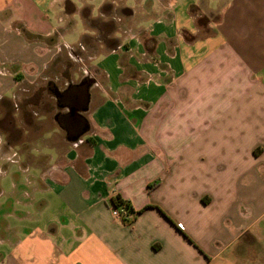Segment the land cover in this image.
Listing matches in <instances>:
<instances>
[{"label":"crops","instance_id":"obj_1","mask_svg":"<svg viewBox=\"0 0 264 264\" xmlns=\"http://www.w3.org/2000/svg\"><path fill=\"white\" fill-rule=\"evenodd\" d=\"M131 2L0 0V264H264V0Z\"/></svg>","mask_w":264,"mask_h":264},{"label":"rangeland","instance_id":"obj_2","mask_svg":"<svg viewBox=\"0 0 264 264\" xmlns=\"http://www.w3.org/2000/svg\"><path fill=\"white\" fill-rule=\"evenodd\" d=\"M126 5H133V3L131 2V0H126ZM80 54V53H79ZM84 58H85V55L83 54L82 55ZM87 70V69H86ZM86 70H84V71H86ZM88 71H90L91 72V70L90 69H88ZM85 73V72H84ZM5 106V109H10V107L9 106H7V105H4ZM5 111H7V110H4L3 108H0V130H4L5 128L7 129V128H9L10 130H11V132H12V135H14V137L17 135V133H18V131H22V129H23V124H21L20 123V120H18V119H16V118H13V120L10 118V121H11V123H9L8 125H7V123L5 122V117H6V115L4 114V112ZM10 112H11V110H10ZM2 116H3V118L4 119H2ZM12 115H10V117H11ZM48 126H51V127H53V124L52 123H48ZM47 132V131H46ZM38 143V142H37ZM40 144H38V146H39ZM40 147V146H39ZM41 150H43L42 148H41ZM32 153H34V152H32ZM31 174H34L35 175V173H32L31 172ZM0 181H2L3 182V185H4V187H6L7 188V182H8V179L6 178V177H3L2 175H1V173H0ZM8 199V201H9V198H7V196L6 195H1L0 196V200H4V201H6Z\"/></svg>","mask_w":264,"mask_h":264},{"label":"built area","instance_id":"obj_3","mask_svg":"<svg viewBox=\"0 0 264 264\" xmlns=\"http://www.w3.org/2000/svg\"><path fill=\"white\" fill-rule=\"evenodd\" d=\"M111 213L115 219H119L123 222H131L135 219V212L127 205H112Z\"/></svg>","mask_w":264,"mask_h":264},{"label":"trees","instance_id":"obj_4","mask_svg":"<svg viewBox=\"0 0 264 264\" xmlns=\"http://www.w3.org/2000/svg\"><path fill=\"white\" fill-rule=\"evenodd\" d=\"M125 202L122 200V198L120 196H117L116 199L113 202V205L117 206V205H122Z\"/></svg>","mask_w":264,"mask_h":264},{"label":"flooded vegetation","instance_id":"obj_5","mask_svg":"<svg viewBox=\"0 0 264 264\" xmlns=\"http://www.w3.org/2000/svg\"><path fill=\"white\" fill-rule=\"evenodd\" d=\"M62 101L64 102V101H66V99L64 97H62Z\"/></svg>","mask_w":264,"mask_h":264}]
</instances>
